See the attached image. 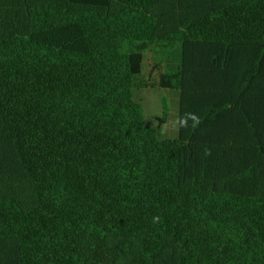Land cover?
Segmentation results:
<instances>
[{
  "label": "trees",
  "instance_id": "obj_1",
  "mask_svg": "<svg viewBox=\"0 0 264 264\" xmlns=\"http://www.w3.org/2000/svg\"><path fill=\"white\" fill-rule=\"evenodd\" d=\"M0 0V264H264V0ZM146 53L178 136L135 98ZM166 108L163 121H166Z\"/></svg>",
  "mask_w": 264,
  "mask_h": 264
},
{
  "label": "rangeland",
  "instance_id": "obj_2",
  "mask_svg": "<svg viewBox=\"0 0 264 264\" xmlns=\"http://www.w3.org/2000/svg\"><path fill=\"white\" fill-rule=\"evenodd\" d=\"M17 2L15 32L21 34L29 29V18L22 0ZM160 71L154 67L152 53H146L143 72L136 80L135 98L142 104L145 123L157 127L160 135L168 138L178 136L179 93L176 90L158 87ZM167 118L163 121V112Z\"/></svg>",
  "mask_w": 264,
  "mask_h": 264
}]
</instances>
